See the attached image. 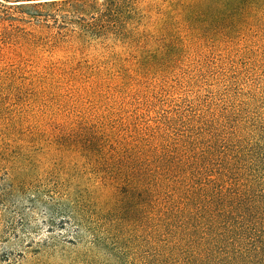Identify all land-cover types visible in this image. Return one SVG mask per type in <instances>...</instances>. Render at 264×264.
Listing matches in <instances>:
<instances>
[{"label":"trees","instance_id":"1","mask_svg":"<svg viewBox=\"0 0 264 264\" xmlns=\"http://www.w3.org/2000/svg\"><path fill=\"white\" fill-rule=\"evenodd\" d=\"M97 1L14 5L34 9L26 46L49 72L116 82L176 62L189 39L211 49L264 35V0H103L75 25L71 12ZM253 86L237 105L195 93L148 118L57 126L77 264H264V83Z\"/></svg>","mask_w":264,"mask_h":264},{"label":"rangeland","instance_id":"2","mask_svg":"<svg viewBox=\"0 0 264 264\" xmlns=\"http://www.w3.org/2000/svg\"><path fill=\"white\" fill-rule=\"evenodd\" d=\"M17 1L0 0V123L9 131L16 127L13 137L6 131L0 138L11 141L0 144V264H77L81 247L67 242L77 227L63 220L67 202L55 177V160L63 157L62 138L53 133L57 126L131 111L148 118L195 93L235 103L240 93L264 83V35L211 49L189 39L176 62L149 74L129 71V79L115 75L116 82L71 79L49 72L27 48V33L38 23L23 14L34 9L14 6ZM103 3L71 17L90 21L88 13ZM79 235L85 245L88 235Z\"/></svg>","mask_w":264,"mask_h":264}]
</instances>
